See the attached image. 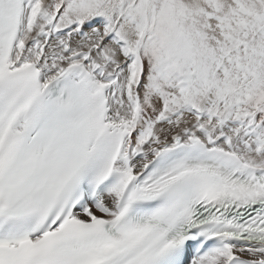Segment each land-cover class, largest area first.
<instances>
[{"label": "snow or ice", "instance_id": "obj_1", "mask_svg": "<svg viewBox=\"0 0 264 264\" xmlns=\"http://www.w3.org/2000/svg\"><path fill=\"white\" fill-rule=\"evenodd\" d=\"M0 264H264V0H0Z\"/></svg>", "mask_w": 264, "mask_h": 264}]
</instances>
